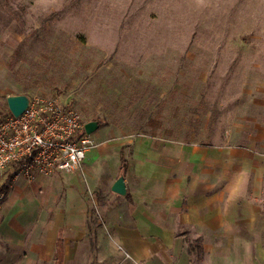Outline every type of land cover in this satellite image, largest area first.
Segmentation results:
<instances>
[{"label": "rangeland", "instance_id": "374dc122", "mask_svg": "<svg viewBox=\"0 0 264 264\" xmlns=\"http://www.w3.org/2000/svg\"><path fill=\"white\" fill-rule=\"evenodd\" d=\"M15 91L102 124L74 174L35 186L22 178L13 193L43 199L41 231L66 221L71 264H136L113 233L124 210L110 191L120 154L128 162L160 142L248 144L245 134L264 128V0H0V117ZM28 241H1L0 264H27ZM196 241L173 264H207L195 249L185 256Z\"/></svg>", "mask_w": 264, "mask_h": 264}, {"label": "crops", "instance_id": "0c3cea01", "mask_svg": "<svg viewBox=\"0 0 264 264\" xmlns=\"http://www.w3.org/2000/svg\"><path fill=\"white\" fill-rule=\"evenodd\" d=\"M245 135L248 144L160 142L133 149L122 176L130 198L119 197L122 225L113 230L132 258L125 262L173 264L185 243L199 239L200 249L187 246L185 256L195 249L207 264H264V128ZM53 178L26 181L35 186ZM21 180L14 177L5 196L10 205L0 222V242L23 247L31 227L24 263L71 264L66 221L57 226L54 220L41 231L47 218L43 199L13 193Z\"/></svg>", "mask_w": 264, "mask_h": 264}, {"label": "built area", "instance_id": "2783aa9c", "mask_svg": "<svg viewBox=\"0 0 264 264\" xmlns=\"http://www.w3.org/2000/svg\"><path fill=\"white\" fill-rule=\"evenodd\" d=\"M84 124L60 100L29 95L22 115L0 117V172L18 165L15 178L27 181L74 174L95 148Z\"/></svg>", "mask_w": 264, "mask_h": 264}, {"label": "water", "instance_id": "95a60500", "mask_svg": "<svg viewBox=\"0 0 264 264\" xmlns=\"http://www.w3.org/2000/svg\"><path fill=\"white\" fill-rule=\"evenodd\" d=\"M6 106L9 113L13 117H19L22 115L28 106V96L26 95H10L6 97ZM84 132L87 135L93 134L98 129V123L96 121L86 122L84 124ZM110 191L117 196H125L126 188L123 177H118L110 187Z\"/></svg>", "mask_w": 264, "mask_h": 264}, {"label": "trees", "instance_id": "16d2710c", "mask_svg": "<svg viewBox=\"0 0 264 264\" xmlns=\"http://www.w3.org/2000/svg\"><path fill=\"white\" fill-rule=\"evenodd\" d=\"M10 95H27L24 91H15V92H10L9 94L5 95V98L7 96ZM7 107V106H6ZM6 114H10L8 109L6 108V112L2 115L5 116ZM89 121H96L99 124V127L102 124V120L99 117H94L93 119L89 120ZM206 144V143H203ZM120 168H119V172H118V177L123 176V174L125 173L126 167H127V160H125L123 154H120ZM18 171V165H9L3 172V174L0 176V196L1 195H6L8 193V190L10 188V185L13 181V178L15 177L16 173ZM115 195V194H114ZM117 196V195H116ZM124 198L126 200H129V194L128 192L126 193V195L124 196ZM196 245L193 246V248H198V250L200 249L199 247V241H196Z\"/></svg>", "mask_w": 264, "mask_h": 264}]
</instances>
